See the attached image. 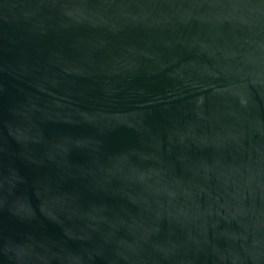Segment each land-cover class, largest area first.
Listing matches in <instances>:
<instances>
[{"label": "water", "instance_id": "95a60500", "mask_svg": "<svg viewBox=\"0 0 264 264\" xmlns=\"http://www.w3.org/2000/svg\"><path fill=\"white\" fill-rule=\"evenodd\" d=\"M0 264H264V0H0Z\"/></svg>", "mask_w": 264, "mask_h": 264}]
</instances>
